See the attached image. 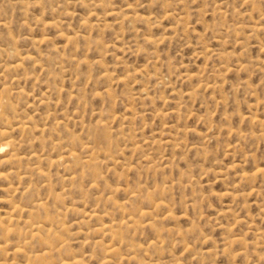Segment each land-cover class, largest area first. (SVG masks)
I'll use <instances>...</instances> for the list:
<instances>
[{"label": "rangeland", "instance_id": "374dc122", "mask_svg": "<svg viewBox=\"0 0 264 264\" xmlns=\"http://www.w3.org/2000/svg\"><path fill=\"white\" fill-rule=\"evenodd\" d=\"M0 129V264H264V0H0Z\"/></svg>", "mask_w": 264, "mask_h": 264}, {"label": "bare ground", "instance_id": "6f19581e", "mask_svg": "<svg viewBox=\"0 0 264 264\" xmlns=\"http://www.w3.org/2000/svg\"><path fill=\"white\" fill-rule=\"evenodd\" d=\"M3 95V94H2ZM1 95V96H2ZM100 123V122H99ZM21 124V123H20ZM102 125V128H106L104 126H106L104 124H101ZM99 127H100V124H99ZM18 129L21 131V132H26L28 129L25 125H21L18 127ZM17 129V130H18ZM102 131V130H100ZM27 134V133H26ZM0 136L3 137V140L0 142V150L2 149H5V148H8L9 151L11 150V153L12 157H10L9 159H5V162H12L13 160H18V154L16 153V141L10 139V135H9V131L6 130V129H0ZM6 151V150H5ZM3 152V151H2ZM93 153V152H92ZM70 155H74L76 156L75 153H73V151H70L69 152ZM94 155V154H93ZM73 156V157H74ZM71 157V156H70ZM91 159V158H90ZM89 159V160H90ZM96 159V158H95ZM65 160V159H64ZM91 161V160H90ZM15 162V161H14ZM57 162H61V160H58ZM92 162V161H91ZM90 162V163H91ZM6 164V163H5ZM60 164V163H59ZM17 172V171H16ZM13 173V172H11ZM17 174V173H16ZM39 174L43 175L44 172L42 170H39ZM10 174L8 173H0V177H2L3 179L5 177H9ZM45 176V175H43ZM74 177V176H73ZM71 177V178H73ZM76 177V176H75ZM76 179V178H75ZM135 196V195H134ZM45 204L43 202H37L35 204V207L37 209H42L44 208ZM25 207V206H24ZM28 207V206H27ZM16 209H18V206H16ZM35 209V208H33ZM45 209V208H44ZM51 209V208H50ZM75 209V208H73ZM76 211V209H75ZM53 212V211H52ZM36 213V212H35ZM60 213V212H59ZM67 213V212H66ZM139 214L140 215H145V211L144 210H139ZM14 215V214H13ZM33 215H36V214H30V219L28 221H25V223L27 224L26 227H29V229L27 230L26 233H24V235L22 236L23 237V242H24V246L27 247L29 242L26 241V239L28 238H36V240H39L42 242L43 246L45 247V250L40 252V253H35L33 255H29L28 256V259L30 262H34V263H38V264H56L55 262H51L49 259L52 258V251H54V249L56 247H54L50 241V239H56L58 240V244H59V240H61V237L58 235V231L56 230H53L52 228H46L45 226L47 225H52L53 223V219H50L48 217H45L43 220L38 218V217H35ZM59 215V214H58ZM41 216V215H40ZM39 216V217H40ZM58 218V217H57ZM55 222H57L56 220H54ZM14 222H15V219L12 218L11 216H6V217H0V229L3 230L4 233H9L11 232L12 230H14L13 226H14ZM16 222H19V220H17ZM60 223H64V222H60ZM59 223V224H60ZM133 224H137L138 222L136 220H133L132 221ZM126 227L129 228V225L130 223H124ZM134 226V225H133ZM61 229H59L61 231V233H65L68 228L67 226H65L64 224H62L61 226H59ZM70 228V227H69ZM48 231V234L46 236H44L45 234H42L43 232L42 231ZM58 230V229H57ZM17 231V229H16ZM100 231H102L103 233H108L110 236L112 237H115L117 236V233H115V231L111 228V227H107V226H104L103 228L100 229ZM41 232V235H39ZM18 234H21V232L18 231ZM65 235V234H64ZM67 235H70V234H67ZM264 235V234H263ZM21 236V235H19ZM69 238V237H68ZM31 242V241H30ZM57 243V242H56ZM61 243H63L61 241ZM22 245L19 246L16 251H23L22 249ZM30 249V248H29ZM56 250V249H55ZM105 250H108L109 252L113 251L114 248L113 246L111 245H107L106 246V249ZM52 253V254H51ZM57 264H85L84 260L83 259H80L78 256L76 255H73L72 258L70 259H61L59 262H57Z\"/></svg>", "mask_w": 264, "mask_h": 264}]
</instances>
